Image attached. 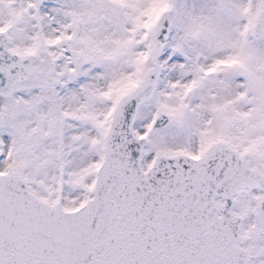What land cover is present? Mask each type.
Wrapping results in <instances>:
<instances>
[{
    "label": "snow or ice",
    "instance_id": "6c2138e0",
    "mask_svg": "<svg viewBox=\"0 0 264 264\" xmlns=\"http://www.w3.org/2000/svg\"><path fill=\"white\" fill-rule=\"evenodd\" d=\"M0 264H264V0H0Z\"/></svg>",
    "mask_w": 264,
    "mask_h": 264
}]
</instances>
